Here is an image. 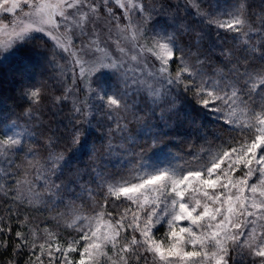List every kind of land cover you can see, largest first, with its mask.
<instances>
[{
    "label": "snow or ice",
    "instance_id": "6c2138e0",
    "mask_svg": "<svg viewBox=\"0 0 264 264\" xmlns=\"http://www.w3.org/2000/svg\"><path fill=\"white\" fill-rule=\"evenodd\" d=\"M191 7L198 23L217 35L233 33L245 49L252 34L264 32V15L257 27L246 0L205 5L191 0ZM170 27L155 5L149 9L143 0H0V71L5 63L20 64L34 48L53 41L68 57L73 85L85 93V99L73 102V111L87 121L95 107L115 124L106 133L109 151L117 134L129 132L128 113L135 105L125 97L133 91L145 108L149 103L159 106L160 100L174 105L166 99L173 89L177 96L191 93L193 115L181 119L170 107L169 118L177 115L180 127L187 123L191 135L206 139L197 123L198 108L213 113L227 135L215 149L211 144L201 148L186 166L141 164L135 175L111 179L104 185L103 203L89 212L73 205L67 218H53L57 227L64 220L63 226L78 234L65 241L47 225H33L27 215L20 218L18 211L7 209V217H0V235L11 236L15 216L13 251L25 252L29 258L24 264H236L245 257L251 264H264V66L230 61L231 68L209 65L213 71H206V60L199 54L193 58L190 48L186 52ZM101 28L117 36L115 52L95 38L75 44L76 33L96 37ZM72 90L66 89L56 102L67 100ZM25 97L39 104L40 90L31 89ZM149 111L155 115L154 109ZM142 115L137 109L132 119ZM87 122L83 131H74L66 151L38 157L29 148L20 160L25 142H35V136L16 121L0 120V195L5 202L11 200L17 209L26 203L39 211L45 193L55 189L58 195L61 185L56 181L63 169L89 152L94 132ZM143 124L152 127L146 116ZM158 135L162 139L170 133ZM157 142L153 137V147ZM54 147L49 142L45 150ZM109 199L124 206L114 204L113 213ZM163 224L167 230L157 238L155 229ZM3 246L8 247L7 240Z\"/></svg>",
    "mask_w": 264,
    "mask_h": 264
},
{
    "label": "trees",
    "instance_id": "16d2710c",
    "mask_svg": "<svg viewBox=\"0 0 264 264\" xmlns=\"http://www.w3.org/2000/svg\"><path fill=\"white\" fill-rule=\"evenodd\" d=\"M200 2L205 5L213 0H200ZM220 2L223 4L224 0ZM246 3L250 5L247 11L250 17H254L258 27L260 17L264 15V0H246ZM146 5L149 9L155 5L162 20L166 18L167 23L172 26L168 31H175L179 39L176 38L184 45L186 51L191 49L193 58L199 54L201 59L206 60V71H213V67L209 65L214 66L215 69L221 67L228 69L236 61H239L242 67L247 64L264 66V48L261 47L264 44V32L252 34L245 49L243 44L229 33L220 32L217 35V30L209 31L205 25L198 23L195 9L191 7V0H154ZM161 5H164L162 10ZM65 63L62 55L48 41L47 45H41L30 51L20 64L5 63L3 70L0 71V120L16 121L35 136V142L30 143V146L20 153V160L25 159L29 148L34 149L38 157L47 156L49 151H66L74 131L77 128L83 131L89 126L87 121L93 123L91 128L94 132L89 138L88 154L70 161L56 181L61 185L58 195L55 189L51 193H45L39 211L29 208L26 203L17 209L11 200L6 203L5 198L0 195V217H7V209L11 208L14 212H19L20 218L27 215L33 225H47L57 231L59 238L65 241L75 237V230L65 228L64 220H60L57 227L58 221L53 218L61 214L67 218L73 205L89 212L94 205L103 203L104 185L115 179L116 175L121 174L126 177L129 172H135L134 169L142 162H157L159 158L172 166L173 164L186 166L192 155L200 153L201 148H207L211 144L215 149L221 140L227 139V135L222 131L224 126L209 116L208 112L198 108L196 111L200 112V116L197 123L198 125L202 123L201 131L206 139L191 135L187 131V123L180 127L177 123V115L169 118L170 107L177 109L178 116L183 119L185 114L193 115L195 106L191 93L177 96L176 90L173 89L172 94L166 99L174 100V105L160 100L159 106L149 103V108H145L142 97L134 104L131 102V106L135 105V107L128 113V119L131 121L128 125L129 132L122 135L125 146H116L121 140L116 135L112 139V150L109 151L106 133L111 123L108 118L97 117L90 120L88 115L85 121L83 113L77 114L73 111V102L78 103L79 100L72 99L71 94L68 95L67 100L56 102L57 97L62 98L66 89L71 88L73 73L66 70ZM31 89L40 90L39 104H32L25 97V93ZM150 108L154 109L155 115L151 114ZM137 109L141 110L143 115L139 120H133L132 112ZM161 114L164 116L163 119ZM145 116L147 123L152 127H144ZM113 125L115 124L112 123L111 126ZM163 132H169L170 135L161 139L158 134ZM153 137L158 138L155 147H153ZM49 142L55 147L45 150ZM115 153L119 154L120 158H115ZM118 202L109 199L108 210L115 213L117 208L113 205L121 207ZM12 224L13 232L10 237L8 233L0 235V264H12L13 261L24 264L29 258L24 251L19 254L14 253L15 230H17L15 216L12 218ZM162 232L160 229L159 233ZM5 240L8 241V247L3 246ZM236 264H251V261L245 257L238 259Z\"/></svg>",
    "mask_w": 264,
    "mask_h": 264
},
{
    "label": "rangeland",
    "instance_id": "374dc122",
    "mask_svg": "<svg viewBox=\"0 0 264 264\" xmlns=\"http://www.w3.org/2000/svg\"><path fill=\"white\" fill-rule=\"evenodd\" d=\"M151 1H154V0H148V1H144V3L145 4H149V2H151ZM101 23H103V22H101ZM149 28H151V26H149ZM89 30H91V26H90V29ZM113 32L115 33V29L113 30ZM149 35H151V32H149ZM229 35H232V36H234V34L233 33H229ZM176 37L178 38V36L176 35ZM235 37V36H234ZM93 38H95V39H98V41H99V43H100V45L102 46V47H107L110 51H112V52H115L116 51V49H115V44H114V41L117 39V36L115 35V34H113V35H109V33H108V31L106 30V29H103V28H101V29H97V36L96 37H83V36H81L79 33H76L75 35H74V37H73V39H74V41H75V44L77 45V46H79V45H81V44H84V43H87L88 42V40L89 39H93ZM179 39V38H178ZM178 39H177V42L180 44V46L181 47H184V45L181 43V42H179L178 41ZM49 42L52 44V46H54V48H55V43L53 42V41H50L49 40ZM185 48V47H184ZM56 49V48H55ZM56 50H58V52L62 55V57L64 58V60L66 61V63H65V66H66V70L68 71L69 70V72H71V73H73V71H72V66L69 64V63H67V60H68V57H67V55L65 54V53H63L61 50H59V49H56ZM185 51H186V49H185ZM187 52V51H186ZM117 55H118V53H116ZM175 67H176V65H175V63H173V65H172V68H173V72L175 71ZM71 84V88L73 89L72 90V92H71V95H72V99L74 98V100L76 99L77 101L78 100H83V99H85V93L84 92H82V91H77V87L76 86H74L73 85V82H72V80H71V82H70ZM155 87H160V85H155ZM120 88H121V90L123 91V85H122V82H120ZM141 96H139V95H137L136 93H135V91H133L132 93H131V95H129V96H126L125 97V99L129 102L128 104L131 106V104L133 103H135V102H137V101H139V98H140ZM134 101V102H133ZM132 102V103H131ZM94 103V101H89V104H93ZM209 113V116H211L213 119H215L214 118V114L213 113H210V112H208ZM106 114L105 113H103V112H101V111H97L96 110V108L95 107H93L92 109H91V111L89 112V117H90V120H92L93 118H95V119H97V117L98 118H102V117H106L107 118V115L105 116ZM92 122H90V126L93 124H91ZM109 123H111L112 124V122L111 121H109ZM113 127H115V125H113ZM93 128H95L94 126H93ZM108 129V128H107ZM119 137H120V141L117 143V147H119V146H122V147H124L125 146V144H123L124 143V141H123V137L124 136H122V135H120V134H117ZM124 135V134H123ZM128 139V138H127ZM128 143H129V141H128ZM30 146V143L29 142H25V145H24V149L26 148V147H29ZM114 157L115 158H120L119 157V154H117V153H115L114 154ZM141 164H145V165H148V166H151V165H154V164H156V165H161V166H164V165H168V162H166V163H164L163 161H162V159L161 158H159V159H157V162H142ZM140 164V165H141ZM173 166H175L174 164H173ZM129 174V175H128ZM127 175H125L126 177H129V176H132V175H135L136 173L135 172H129ZM120 175V176H119ZM118 176L116 175V178L115 179H119L121 176H123V175H121V174H119ZM30 179H31V177H29ZM111 182V181H110ZM39 183V182H38ZM40 191L41 192H43L42 191V188L40 189ZM118 204L121 206V207H123L124 205H121L120 204V202H118ZM162 230L163 232L160 234L159 233V230ZM166 224H163V225H160V226H157V228L155 229V236L157 237V238H162V237H164V234H165V232H166ZM78 234L75 232V237L77 236ZM138 235V234H137ZM151 260V257H149V261ZM133 264H135V261H133ZM140 264H144V261L143 260H141V262H140Z\"/></svg>",
    "mask_w": 264,
    "mask_h": 264
}]
</instances>
